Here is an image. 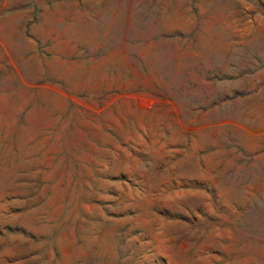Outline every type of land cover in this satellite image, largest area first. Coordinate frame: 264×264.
Here are the masks:
<instances>
[{
    "label": "rangeland",
    "instance_id": "1",
    "mask_svg": "<svg viewBox=\"0 0 264 264\" xmlns=\"http://www.w3.org/2000/svg\"><path fill=\"white\" fill-rule=\"evenodd\" d=\"M0 264H264V0H0Z\"/></svg>",
    "mask_w": 264,
    "mask_h": 264
}]
</instances>
